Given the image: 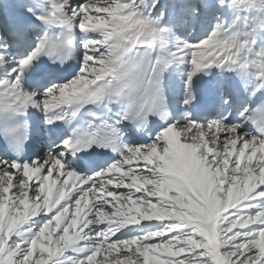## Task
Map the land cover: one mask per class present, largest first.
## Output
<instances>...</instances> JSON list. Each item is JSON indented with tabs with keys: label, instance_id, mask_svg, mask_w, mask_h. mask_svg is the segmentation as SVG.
Here are the masks:
<instances>
[{
	"label": "rangeland",
	"instance_id": "374dc122",
	"mask_svg": "<svg viewBox=\"0 0 264 264\" xmlns=\"http://www.w3.org/2000/svg\"><path fill=\"white\" fill-rule=\"evenodd\" d=\"M142 1L82 0L78 9L72 6L70 15H76L78 20L76 30L81 33L93 31L94 36L88 42L89 48L91 51H100V54L86 52V58L91 61L93 68L82 70L80 78L85 72H88L89 76L98 72L106 60L107 54L102 49L106 48L104 45L107 36L118 23L120 9L127 4L136 9ZM260 2L264 10V0ZM237 5L241 9V5ZM130 12L133 18L134 13ZM31 13L35 14L34 11ZM138 13L139 11L136 15ZM221 20L223 18L219 16V20L211 21L214 27L209 30V36L203 39H193L191 34H188L177 41V55L179 60L184 59L181 63L198 65L194 62L205 54L206 47L213 44V34L221 28ZM236 21L239 19L236 18ZM136 22L137 20L134 24ZM235 27L236 24L231 26V29ZM81 33L80 36H84ZM235 43L234 36H231L226 40L214 42V45L233 47ZM1 47L5 49L0 50L1 57H5L2 62L7 64L11 59L2 39ZM9 51L15 53L17 50ZM71 85L75 87L78 83L72 82ZM169 140V130L158 134L156 142L158 141L157 145L162 153L159 156L161 158L156 157L153 165L159 169L161 175L153 172L146 175L145 182L150 186L147 189L148 194L145 189H141L144 194L136 197L134 207L131 203L126 205L128 209L125 215L121 216L122 220L127 218L137 221L144 217L164 218V225L139 231L131 238L117 239L106 232L108 225L102 222L101 229L104 226L106 229H102L101 238L80 242L75 239L78 236L72 238L76 225H72L73 221H64L62 217V214L81 213L80 207L66 209L55 203L54 208L50 209L51 218L34 223L38 221L35 216H41L46 210V201V204L41 203V206L30 209L28 222H24L23 208H7V202L3 201L4 196L2 194L1 197L0 194V206L4 204L0 207V264H264V166L257 165L251 158L239 160L238 151L233 155L231 150H219L212 155L209 153L210 147H199V142L194 143V140H187L191 145L188 151H181L177 147L173 150L172 145L167 142ZM169 169L177 177L169 174L166 176L164 172ZM38 189L30 194L31 198L43 192ZM24 192L19 189L17 196L22 197ZM60 194L61 192H56L55 199H60ZM125 197L128 199V196ZM199 214L216 222L218 254L211 249L203 230L204 233L196 232L193 228L170 221L179 217L195 220ZM117 222L118 220L115 221ZM118 228L116 224L115 230L113 227L109 230L116 232ZM66 234L70 235V240L66 238ZM136 247L137 249H134Z\"/></svg>",
	"mask_w": 264,
	"mask_h": 264
},
{
	"label": "bare ground",
	"instance_id": "6f19581e",
	"mask_svg": "<svg viewBox=\"0 0 264 264\" xmlns=\"http://www.w3.org/2000/svg\"><path fill=\"white\" fill-rule=\"evenodd\" d=\"M13 1H15V5L21 2L20 0ZM37 1L40 5H36V7L33 6V8L37 10L38 14L46 15L47 9H49L50 7L51 0ZM81 1L82 0H60V3L64 5L63 13L75 33L76 40L79 42L85 41L86 38L84 36H80V33L76 30V27L78 26V20L76 15L71 16L70 12L72 11V6L78 9L80 7L79 5ZM158 1L159 3L147 6L145 5L144 8L139 10L136 24L132 25V22L130 21L132 18L131 12L126 14L124 17H121V14H119L118 25H114L115 27L112 28V34L110 36L117 34L120 30H123L127 27H132L139 31L143 25H147L150 19L152 21L149 25H151L152 27H158L163 22L158 23L155 18L152 19L151 15L147 13V10L150 9L156 14L155 16H157L160 14L159 10L162 4L163 6L165 5V8L168 7V2L164 3L166 0ZM246 7L249 6L246 5ZM246 7L245 10H241L239 9L238 5L235 6V11L238 12L236 13V18L239 19V21L236 23V27L233 29H231L230 27V29L223 31L222 35L219 37V40H215V42H218L222 39L226 40L229 37L234 36L236 42L234 46L237 47L239 46V44L246 45L247 52L250 56L251 64L254 67H262L264 69V41H260L255 47H250L249 43L246 40V24L248 22L252 23V19H249L250 13ZM19 9L22 10V13H27L25 9L23 10L21 7H19ZM177 13L178 14L174 16L172 20L168 18L167 20L169 21V23L166 22L165 24L171 27V34L175 33V30L177 28H182L187 24V21L180 17L181 11H178ZM246 15L248 16V18L246 17ZM205 26L206 24L201 26L199 34H203L202 29ZM36 27L37 25H34L33 29ZM34 30H37V28ZM177 36L178 34H176L173 38H176ZM0 39L3 40L5 46L8 49L14 50V48H12L8 44L5 28L1 25V23ZM36 41L38 40L33 39L30 43H35ZM219 47L221 49H224L230 48L232 46L222 47L215 44L213 45V50ZM20 49L22 50L21 52L15 51V53H13L18 56V59H12L7 64H3V62H1L3 57H0L1 65L8 66L7 73H4L3 71L0 73V82H6L14 95L19 96L21 100L24 101V103L32 105L35 110H40L44 107H52L56 105L58 97L60 95L66 93L70 89H76L82 86L83 84L88 83V81L91 80V77L88 75V72H85L86 74L82 75L81 78L79 77L82 74V70L93 68L92 63L90 61L88 63V59H86L87 53L94 52L100 54V51L98 50H88L86 45V47L82 49L83 56H85V58L82 59L81 64H79V71H77V73L75 74L76 77L72 79L68 84L50 87L44 92V94L36 95L34 93L24 90L16 80V75L18 72V70H16L17 65H22L28 59V57L32 55L29 54V51L27 49H24V44H22V47H20ZM108 57L109 56L106 55V60L108 59ZM199 66L204 67L203 61H200L198 65H186L178 61L176 64L177 73L175 82L177 84H182V80H184L186 76L188 78L191 77L195 73V69ZM98 75L99 73H96L95 77H97ZM72 82H77L78 85L72 87ZM67 86L69 87V89H66ZM179 90L180 87H178L175 91L179 92ZM54 100L56 101L54 102ZM166 130H169L170 133V140L167 142L172 145L173 150L174 147H177L180 148L181 151H188L191 145L188 144L187 140H194V143L195 141L199 142V147H210V149H207L210 150L209 153L212 155L218 153L219 150H231L233 155H235L238 151L239 160L245 158H249L250 160L251 158L255 163H257V165L260 164L264 166V142L260 141L258 138L255 137L254 129L248 128L245 122H238L233 125H225L220 122L219 117H213L207 123H201L192 121L189 116L181 114L175 117V119L171 122L167 129L161 130L160 132L163 133ZM157 144L158 141H153L152 144L149 143L147 145H133L127 151V154L123 157L121 161L110 163L107 169L100 172L104 174L103 177H96L97 174L85 177L76 173L70 167V165L62 163V155L55 150V147L41 148L33 157V159H31L27 164L23 165L11 164L9 161H4L0 159V194L1 197L2 194L4 196L3 201L7 202V208H10L12 206H20L21 208H23L24 216L22 220L24 222H28L29 216L27 215L30 209H35L38 206H41V203H45L46 201V210H44V213L41 216H35L38 221L34 223H40L42 220L51 218L50 209L54 208L55 203L61 204V206L63 208L65 207L66 209H70L73 206L77 208L80 207L81 213L74 215L62 214L64 221H73L71 222L73 223L72 225H76L74 227L75 230H73L74 233L72 234V238H74V236L76 235L78 236L77 238H75L76 241L80 242H84L91 239H99L102 235V222H106L105 224L108 225L109 229L112 227L114 229V226L116 224L120 225V227L116 229L117 232V230L126 228L132 224H138L152 220L151 218L144 217L138 221L134 219H129L128 222H124L121 216H124L126 209H128L126 208V205L131 203L130 205L133 206V204L137 201L136 197H138L140 194H144L141 189H145L148 194L149 190L147 189L150 186H148V183L145 182L146 175L149 172H160L159 169H156V166L153 165V162L156 157L161 156L162 153V150L158 148ZM202 164H204V162ZM159 168L162 170L164 169L160 166ZM164 173L165 175L169 174L177 177V175L170 169ZM38 187H40L39 189H42L43 192L31 198L30 194L34 190H37ZM19 189H23L25 191L22 197L17 196V192L19 191ZM56 192H61L60 196L58 195L60 199H55L54 196ZM125 196H128V199ZM3 205H1L0 207L2 208ZM55 216L56 215H54V218H56ZM179 219H182V217H179ZM116 220H118L117 223H115ZM170 221L172 222L173 220ZM215 223L216 222L212 221V219H205L201 214H199L196 215L195 220H190L189 224L185 225V227L193 228L196 230V232L203 230L207 236L208 231L211 229V226L216 225ZM59 224H61L60 221ZM84 224L85 226H83ZM145 226L146 225H143L140 228L142 229ZM64 231L66 232V230ZM130 232H132V234L136 233V231H132V229L129 228L128 233ZM124 234L127 235V233ZM116 235L123 236L122 233H116ZM66 238L70 240V235L66 234ZM210 247L216 252V254H218V248H215L212 245ZM116 248L118 247L116 246ZM134 249H137V247ZM129 250L128 252L130 253L131 251Z\"/></svg>",
	"mask_w": 264,
	"mask_h": 264
}]
</instances>
